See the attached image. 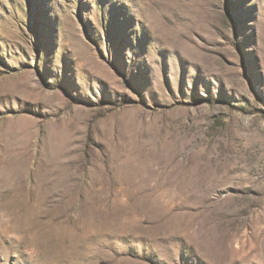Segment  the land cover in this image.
Wrapping results in <instances>:
<instances>
[{
	"label": "rangeland",
	"instance_id": "374dc122",
	"mask_svg": "<svg viewBox=\"0 0 264 264\" xmlns=\"http://www.w3.org/2000/svg\"><path fill=\"white\" fill-rule=\"evenodd\" d=\"M0 264H264V0H0Z\"/></svg>",
	"mask_w": 264,
	"mask_h": 264
}]
</instances>
